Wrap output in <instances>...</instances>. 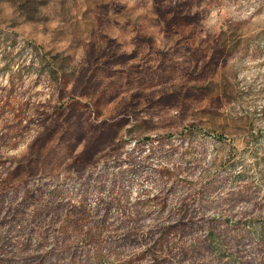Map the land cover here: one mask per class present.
Returning a JSON list of instances; mask_svg holds the SVG:
<instances>
[{
    "label": "rangeland",
    "instance_id": "rangeland-1",
    "mask_svg": "<svg viewBox=\"0 0 264 264\" xmlns=\"http://www.w3.org/2000/svg\"><path fill=\"white\" fill-rule=\"evenodd\" d=\"M210 8L0 0V264H264V31Z\"/></svg>",
    "mask_w": 264,
    "mask_h": 264
},
{
    "label": "clouds",
    "instance_id": "clouds-1",
    "mask_svg": "<svg viewBox=\"0 0 264 264\" xmlns=\"http://www.w3.org/2000/svg\"><path fill=\"white\" fill-rule=\"evenodd\" d=\"M260 2L261 0H236V2L229 7L227 0H207V3L211 5L209 11L217 29L226 28L228 23L232 21L233 15L236 14L241 16L243 26L247 29H251L253 34L264 31V10H261ZM225 55H227V53H225ZM175 114L174 111L173 115ZM41 131L43 130L41 129ZM36 138L37 134H33L24 142L9 145L6 149L0 148V157L7 161L12 168H15L20 161L25 160V158L30 155L31 148ZM82 147L81 145L80 149H77V151L82 150ZM209 159H211V157H209ZM145 188L151 190V185H145ZM152 194L156 195V192L153 191ZM136 195L137 193L134 192L133 196L135 197ZM141 199H144V197H141ZM95 207L96 205L93 203L92 208ZM149 223H151V221H149Z\"/></svg>",
    "mask_w": 264,
    "mask_h": 264
}]
</instances>
